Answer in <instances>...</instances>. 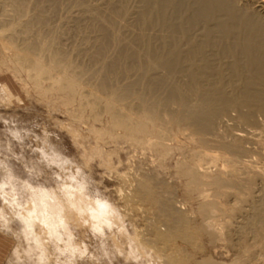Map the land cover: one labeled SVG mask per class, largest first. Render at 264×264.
<instances>
[{"label": "bare ground", "instance_id": "1", "mask_svg": "<svg viewBox=\"0 0 264 264\" xmlns=\"http://www.w3.org/2000/svg\"><path fill=\"white\" fill-rule=\"evenodd\" d=\"M0 62L45 97L77 104L82 115L89 108L95 119L107 115L114 142L170 156L180 138L192 141L191 163H177L187 197L199 202L197 218L156 194L150 179L136 184L137 198L155 204L163 223H152L138 246L159 264H218L201 242L225 241V229L235 241L230 264H264V168L254 162L264 160V0H0ZM16 181L8 171L0 198L39 250L38 264L49 259L45 238L75 253L70 229L85 213L96 230L115 222L73 187L59 195L18 180L20 193ZM244 190L249 209L240 207L232 229L218 200ZM1 210L0 225L12 231Z\"/></svg>", "mask_w": 264, "mask_h": 264}, {"label": "rangeland", "instance_id": "2", "mask_svg": "<svg viewBox=\"0 0 264 264\" xmlns=\"http://www.w3.org/2000/svg\"><path fill=\"white\" fill-rule=\"evenodd\" d=\"M8 65L2 67L0 64V183L9 171L16 177L20 193L23 191L19 181L55 189L59 195L65 187H73L75 197L85 196L89 203L98 201L115 215L112 226H102L100 230L95 229V222L86 217L87 213L80 226H71L70 233L76 248L74 255L64 250L65 241L53 242L45 238L51 261L48 259L44 264H159L160 260L151 248L142 250L138 246L137 240L146 236V230L152 223H163L155 204L141 202L137 198V185L141 180L150 179L156 194L172 202L173 207L178 206L189 214L194 212L192 216L197 218L195 212L199 202L194 197H187L186 181L179 175L181 166L177 163H191L192 148L195 147L192 141L189 140L190 144L189 138H180L181 142L177 146L175 144L171 152L174 154L170 156L151 148L143 150L121 139L114 142L105 135L107 130L110 131L107 115L100 112L95 119V113L89 108L82 115L77 104L66 107L58 97L43 96L25 74L18 76L11 70L12 65ZM216 153L220 155V152ZM254 158V162L264 168V160L258 155ZM222 165L219 160L218 166ZM159 182L166 186L157 185ZM260 182L261 179L256 181L257 185ZM205 190L208 200L212 201L214 191L210 187ZM240 193L237 194L240 199L218 200L220 207L228 210L229 218L224 222L232 229L237 225L239 209H249L248 203L242 202L246 198L242 193L248 195V192ZM4 197L9 203L15 199L13 194ZM5 204L8 205L0 198V210H4L10 219L12 231L0 225V264L17 263L13 261L17 248L22 249V253L19 251L22 260L17 264H38L36 255L39 250L19 235L22 225L14 216L15 210ZM227 231L224 230L226 242H217L215 246L206 240L201 242L205 255L218 264H230L236 253L232 249L235 241L233 238L230 240ZM28 246L32 247L29 255L25 253L30 249ZM196 259L202 260L199 256Z\"/></svg>", "mask_w": 264, "mask_h": 264}]
</instances>
